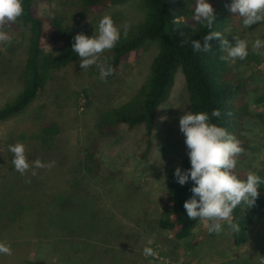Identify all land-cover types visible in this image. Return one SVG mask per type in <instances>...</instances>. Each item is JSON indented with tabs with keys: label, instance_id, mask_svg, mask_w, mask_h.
I'll return each mask as SVG.
<instances>
[{
	"label": "rangeland",
	"instance_id": "rangeland-1",
	"mask_svg": "<svg viewBox=\"0 0 264 264\" xmlns=\"http://www.w3.org/2000/svg\"><path fill=\"white\" fill-rule=\"evenodd\" d=\"M75 2L40 0L39 10L43 17L58 13L73 23ZM106 14H111L117 26L131 25L143 16L142 2L109 6L80 27L92 36ZM5 30L11 42H0V107L22 87L20 73L29 37L22 25ZM249 34L245 40L251 54L252 43L264 39V23L251 26ZM155 53L152 45L104 80L95 65L84 70L80 60L73 62L52 72L27 108L0 121V242L12 249L11 255L0 254V264H62L58 256L65 248L71 253L70 264H259L264 257V206L241 246L231 243L226 221H219L222 231L216 233L209 232L207 223L200 220L180 240L157 225L169 198L165 174L178 167L189 151L179 126L180 116L189 111L180 69L169 99L157 107L150 136L144 124L131 129L120 125L117 135L98 133L101 113L135 93ZM258 56L256 64L238 62V58L231 62L244 76L256 73L262 85L264 55ZM43 121L59 126L45 150L32 137ZM257 122L248 132L250 147L237 158L235 171L242 179L264 172V123ZM17 141L26 145L29 161H55L54 167L36 169V176L31 170L21 175L9 151V145ZM18 206L23 208L16 210ZM145 247H154L157 255L145 256Z\"/></svg>",
	"mask_w": 264,
	"mask_h": 264
},
{
	"label": "trees",
	"instance_id": "trees-1",
	"mask_svg": "<svg viewBox=\"0 0 264 264\" xmlns=\"http://www.w3.org/2000/svg\"><path fill=\"white\" fill-rule=\"evenodd\" d=\"M39 1L23 0L24 14L15 24H11L14 29L18 25L26 27L29 37L20 73L22 87L13 99L0 107V121L27 108L42 92L52 72L81 59L72 50V44L76 34L84 33L80 27L83 21L109 6L129 0H75L71 13L74 24L58 13L43 17L39 10ZM140 1L143 8L142 18L130 25L126 40L121 27V40L113 49L104 52L101 60L107 57L108 65L115 69L108 76L112 77L123 62L137 60L150 46L156 47V53L145 80L135 93L120 105L101 113L97 122L98 133L102 136L117 135L120 133V125L131 129L144 124L146 135L150 134L157 107L169 99L175 73L180 69L185 81L189 111L209 113L210 122L224 127L240 141L244 151L248 150V132L252 131L257 121L264 123V84L258 83L261 77L254 72L244 76L235 69L231 60L220 59L227 53L217 38L209 41L211 52L194 51L191 43L193 39H198L203 45V37L209 31L221 32L233 45L234 36L247 39L251 27L245 28L243 18L231 13L226 7L232 0H208L215 9L216 16L211 30L193 19L197 0ZM181 41L187 42L182 44ZM258 59V54L253 52L248 55V59H238V62L256 64ZM95 68L98 74L99 68L96 65ZM214 109L221 111L220 117H211ZM58 132L57 123L43 121L32 137L40 143V149L45 150L50 147ZM146 144L149 147L151 141L147 140ZM178 167L182 171L191 167L188 152ZM176 168L165 174L164 182L169 198L165 214L159 216L157 225L161 231L180 240L188 237L193 226L201 219H191L187 215L184 202L192 197L194 182L189 179L186 184H179L175 176ZM256 174L264 179L263 171H257ZM263 189L264 184L258 188L259 196L255 204L247 206L241 203L233 210L229 220L238 224L239 231L232 230L229 220H222L228 225L233 245L241 246L247 242L248 228L264 206ZM22 208L23 206H18L15 209ZM151 248L155 250L154 247ZM68 250L69 248H65L58 256L60 263L65 264L67 261L70 264L71 253L68 254Z\"/></svg>",
	"mask_w": 264,
	"mask_h": 264
},
{
	"label": "clouds",
	"instance_id": "clouds-1",
	"mask_svg": "<svg viewBox=\"0 0 264 264\" xmlns=\"http://www.w3.org/2000/svg\"><path fill=\"white\" fill-rule=\"evenodd\" d=\"M226 7L231 13L243 18L242 23L245 28L264 23V0H232ZM23 14V0H0V42H11V37L5 28L16 23ZM193 19L197 23L205 24L211 30L216 20L212 4L208 0H197ZM129 27L128 23L122 26L125 40L128 38ZM213 38L219 39L220 46L227 53L220 59L227 61L247 58L249 54L247 40L234 36L233 45L219 31H209L203 37V45L200 40L193 39L191 41L193 50L211 52L209 41ZM120 40L121 26H117L111 14H106L100 19L94 35L88 36L82 32L76 34L72 50L81 58L82 69L96 65L99 68V78L104 80L115 69L108 65L107 57L101 60V55L113 49ZM186 42L181 41L182 44ZM262 50H264V39L257 38L252 43V51L264 55ZM220 116L219 109L211 112V117ZM179 126L185 136L191 167L184 171L177 167L175 176L181 185L186 184L189 179L194 182L191 189L193 195L184 202V208L189 218L205 221L209 232L220 233L222 225L219 221L229 220L237 206L241 203L247 206L255 204L259 196L258 188L264 184V179L256 173L247 174L246 179L239 177L235 169L237 158L244 153V149L233 134L224 127L210 122L209 113L186 111L180 116ZM9 151L13 153L12 165L21 175L31 170V175L36 176V169H51L55 165V161L45 163L40 158L29 161L26 145L20 141L9 145ZM26 182H30V179ZM229 224L233 231H239L238 224L230 220ZM148 243L152 244L153 241L149 240ZM143 253L145 256L157 255L151 247H145ZM0 254L11 255V246L0 242ZM259 264H264V257H261Z\"/></svg>",
	"mask_w": 264,
	"mask_h": 264
}]
</instances>
